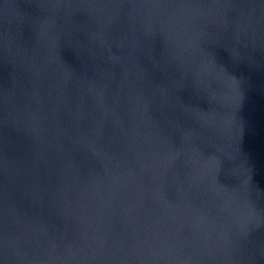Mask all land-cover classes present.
<instances>
[{
  "label": "water",
  "instance_id": "obj_1",
  "mask_svg": "<svg viewBox=\"0 0 264 264\" xmlns=\"http://www.w3.org/2000/svg\"><path fill=\"white\" fill-rule=\"evenodd\" d=\"M0 264H264V0H0Z\"/></svg>",
  "mask_w": 264,
  "mask_h": 264
}]
</instances>
